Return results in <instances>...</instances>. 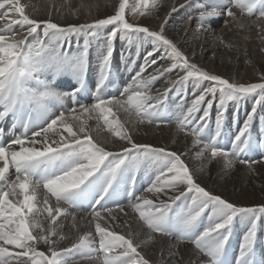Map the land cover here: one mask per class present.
I'll use <instances>...</instances> for the list:
<instances>
[{"label": "snow or ice", "instance_id": "snow-or-ice-1", "mask_svg": "<svg viewBox=\"0 0 264 264\" xmlns=\"http://www.w3.org/2000/svg\"><path fill=\"white\" fill-rule=\"evenodd\" d=\"M157 7V0L131 4L120 0L115 13L107 18L61 26L53 22L51 14L46 20L33 18L21 0H0V125L10 117L13 133L18 126L22 129L4 143L0 127V264H80L82 260L150 264L138 250L143 242L136 243L132 232L118 234L107 223L117 219L113 215L117 210L127 216L126 208L148 230L149 242L175 237L179 243L192 244L198 256L207 257L204 264H232L229 241L239 222L246 231L234 264H264V252L256 246L264 206H236L213 195L197 182L194 171L181 158L183 154L138 144L130 134L129 124H167L163 117L168 94L175 90L180 98L177 130L192 135L193 147L200 149L197 158L209 155L212 160L222 158L229 167L237 161L250 166L253 161L243 155L254 147H264L262 141L254 143L251 132L257 106L264 107V82H230L192 62L165 34L171 13L159 30L126 19V10L144 16ZM179 7L195 10L200 29L222 15L236 20L233 9L249 17L258 13L257 19H264V0H215L210 6L185 0ZM177 10L173 6L171 12ZM192 18L189 13L184 22ZM72 36L84 37L83 46L78 45L75 52L69 43ZM117 39L125 42L127 56L121 52V57L129 70L137 67L133 55L143 63L118 94L105 95ZM93 42L98 76L92 101L82 102L81 94L90 90L87 77ZM161 60L167 63L160 65ZM153 65L157 67L148 72ZM172 73L176 79L171 78ZM61 77L70 78L75 87L64 81L68 91H58L54 85ZM162 77L168 86L153 95L154 83ZM189 87L193 99L185 107ZM248 98H253L254 106L232 138L230 150L221 147L229 104L238 107ZM217 99L213 129L211 110ZM93 120L95 128L89 125ZM101 131L114 138L113 144L122 141L120 149H108V141L97 138ZM141 171L148 184L138 194L137 174ZM145 192L153 198L143 195ZM122 198L126 204L121 203ZM81 210L88 211L95 232L79 235L70 247L60 248V242L67 239L60 218H71L72 228L78 230L76 213ZM40 245L46 251L39 250Z\"/></svg>", "mask_w": 264, "mask_h": 264}, {"label": "bare ground", "instance_id": "bare-ground-1", "mask_svg": "<svg viewBox=\"0 0 264 264\" xmlns=\"http://www.w3.org/2000/svg\"><path fill=\"white\" fill-rule=\"evenodd\" d=\"M109 1L110 0H21V3L25 5L26 12L30 16L38 20H41L43 18L48 19L49 14H51L52 18L60 19L64 23L73 21L79 25L84 23H93L95 20H98L96 17L101 14L103 15L105 13H108L107 11ZM157 2L159 9L155 12L156 16L151 19H145V21H147V24L141 26L149 27L151 30H159L161 23L164 21L166 15H168L173 6H176L177 1L157 0ZM200 2H204V4L206 2V6H210L215 3V0H200ZM184 3L185 0H182L181 4ZM187 9H189L190 13H195V10L193 8ZM233 11L237 12V19L232 20L231 18H229L228 20H225V28L221 27L216 30L215 36H212L211 32H213V30L211 28L213 26V23H217L216 21L218 18H213L208 21L205 25V28L207 29H200L198 16H194L195 20H193L194 25L196 26V28L194 29H197L195 31L198 32H195L193 34L185 33L184 28H181V25L185 22L183 19L178 18L174 21V25L172 26L170 32H167V30L165 31L166 36L173 39L178 48H180V50L184 52L192 62L209 71L211 74L217 76H222V74H229L231 77H235V75H237V68L240 63L243 62V60H245L246 58L250 59L251 57H254L256 59L260 58L261 50L264 49V43L261 40V38H264V19L251 20L249 18H245L244 15L240 14L238 10L233 9ZM224 17L225 15L219 17L220 21L221 18L223 19ZM133 18H135V20L137 19L138 22L141 23V19L143 17L132 15L130 17V20H132ZM208 24H210L211 27H208ZM165 29H167V27ZM206 31H208L207 34H210H204V32ZM221 41L223 45L221 44ZM116 47L113 55V73L115 74L116 79L112 81V84L110 83L108 85L105 95L118 94V92L120 91L118 89H121L131 79V77L135 75V71L139 70V64L143 63L142 60L135 68V70H129L120 55L121 52L125 51L122 44H119ZM225 47L230 49L232 52L230 54L227 53V55L224 56L223 60L221 61L220 55L223 51V48ZM65 50H67V44L65 45ZM71 51L75 52L72 46ZM209 53H211V55L208 57L210 59H207L205 61ZM89 57L90 65L87 77L88 85L90 83L89 81L92 82L93 79L96 80L98 76V71H95V63H97L98 59L97 49L90 48ZM129 63H131V61ZM159 63L160 65H165L166 61L161 60ZM253 64L255 66H260L256 61ZM155 67L157 66L153 65L152 67H150L148 69V72H151ZM128 73L131 74L129 80L125 82L124 77ZM176 78L177 77L175 76L172 79ZM64 81H67L68 84L75 86L74 82L71 81L70 78L61 77L58 80L57 84L54 85V87H56L58 91H66L67 87L65 86ZM115 83L116 86L114 85ZM117 84H120V88H118ZM166 84L167 83L163 77L158 79L154 83L152 94L158 95L159 92H157V89L162 92L164 88L168 86ZM114 87H117L118 89L114 90ZM90 94V90L87 93L81 94V101L91 102L92 100L90 99ZM168 95H170V93ZM169 99L170 98L168 96V101ZM190 102L191 100L188 101V104H190ZM68 103H71L70 99ZM186 103L184 102V104ZM179 106L180 105L178 103H175V101L173 102V104L171 102H168V108L163 117V119L169 121L167 124L144 123L137 126L129 124L128 128L130 130V134L133 136L134 141L138 144H146L154 147L166 148L167 150L177 152L178 154H183L181 158L185 161L189 168L194 171L197 182L207 191H209L213 195L220 196L221 198L233 204L234 199L237 195H239L244 202L242 207H258L255 204L253 205V201L255 199L264 198V185H260L259 187H255L250 190H244L236 179H234L233 182H229L225 178L226 175L224 173L218 172V170H221L223 168L234 167L235 169H237L233 171V174L236 177L244 176V171H246V169L249 167L247 166V164H241L237 161L233 166L229 167L222 158L212 160L209 155H205L204 159L197 158L196 153L200 149L198 147H193L192 135H185L184 132H180L177 130L176 119L179 114ZM244 109L245 105L243 103H241L238 107L234 106L227 108L225 114V127L223 130V135L219 139V145L221 147L230 150L231 140L236 135L235 132L242 126L243 122L246 119V112L244 113ZM215 115L216 113L214 114L212 112L210 126L213 129L215 127ZM231 115H233L232 120ZM259 117H261V120L257 123ZM237 121L240 124L239 127L236 126ZM95 124L96 122L94 120L89 121V125L93 128H95ZM253 124H256V127L255 125H252L251 129L254 143L256 141L264 142V131L259 132L260 135H258L257 131H255L258 126L264 128V107H257V112ZM0 127H3L4 129V135L2 137L4 143L6 141L10 142L14 134L19 135L22 131V129L18 126L15 129V133H13L12 121L10 117L6 120L5 123H3V125H0ZM93 135L94 137L97 136L95 132L93 133ZM97 138L102 143L107 140L108 142L106 144V147L111 150H119L121 145L123 144L122 141H115V144H113L114 138H111L110 134L106 131H101ZM262 154L264 155V147H256L252 151L244 154L243 158L258 163L257 161H259L258 159L263 156ZM189 160L191 163L189 162ZM263 164L264 162L260 163L261 166L257 169L260 173H262V171L264 172V167L262 166ZM205 165L210 166L211 170H203V167ZM251 174H254V172H252ZM147 184V176L143 171L139 172L137 174V193L140 194V189L146 187ZM143 195L147 196L148 198H153L151 194L146 192L143 193ZM121 203L126 204V198H122ZM85 209H87V205L85 206ZM125 210L128 213L127 216L117 210L113 213V215H115L117 219L115 221L109 219L107 223L111 226L112 230L116 231L118 234H127L128 232H132L136 243L143 242L142 247L138 250L141 251V253L150 261V264H162V262L169 260L180 261V264H204V262L207 261V257L197 255V252L192 244L179 243L178 239L175 237H157L155 242H149L147 237L148 230L142 226V224L138 220V217H136V215L131 212V209L126 208ZM76 216L78 230L76 228H72L71 218H68L67 220H64L63 217L60 218L61 221H63L65 224V227L62 229V231L67 236V239L60 242V248L70 247L71 244L78 239L79 235H82L89 231H91L92 233L95 232L94 223H89L91 218L88 215V211L81 210L76 213ZM103 223L104 222H102V224ZM204 223L206 224L207 221L205 220ZM244 227L245 226L241 225L239 222L234 225L233 235L229 243L230 260L234 259L233 257L236 253V250L237 248H239V245L242 242V237L246 231ZM237 228H242V231L237 230ZM261 230L262 229L259 224L256 246L258 251L264 252V232H262ZM231 243H233L235 247H232ZM232 248H234L235 253H233ZM39 250L46 251V247L44 245H40ZM177 252L178 254H174ZM80 264H98V262L82 260L80 261Z\"/></svg>", "mask_w": 264, "mask_h": 264}, {"label": "rangeland", "instance_id": "rangeland-1", "mask_svg": "<svg viewBox=\"0 0 264 264\" xmlns=\"http://www.w3.org/2000/svg\"><path fill=\"white\" fill-rule=\"evenodd\" d=\"M177 2H176V8L178 9L176 12H171V10L169 11V13H171V18L169 19V21H168V23H167V25L165 26V28L167 27V32H170V30L172 29V26L174 25L173 23H174V21L175 20H177L178 18L179 19H183L184 21H186L187 20V15L190 13V11H189V9H187L188 7H186V8H180L179 7V4H181V1L182 0H176ZM119 2H120V0H110L109 1V5H108V13H105V14H101V15H99L98 17H96L97 19H102V18H107L108 16H111V15H113L114 13H115V10H116V8L118 7V5H119ZM135 2V0H129V3L131 4V3H134ZM150 2H151V0H150ZM202 4L203 5H205L206 6V2H205V4H204V2H202ZM159 8L157 7L156 9H154V10H150L149 12H148V14L147 15H144V16H139V17H143L141 20H142V22L141 23H139L138 22V20L136 19L135 20V18H133L132 20H130V17L132 16V14L130 13V12H128V10H126V19H128L129 20V22H132V23H134V24H137V25H144V24H147V21H145V19H147V18H153V17H155L156 15H155V12L158 10ZM169 13H168V15H169ZM192 14V19H191V21H189V22H187V23H183L182 25H181V28H184V31H185V33H188V34H193V33H195V32H198V31H195V30H197V29H194V28H196V26L194 25V21L193 20H195V18H194V16H197L196 15V12L195 13H191ZM168 15H166V17L168 16ZM244 15V17L245 18H249V19H251V20H256L257 19V15H258V13H256V14H254L253 16H251V17H249L248 15H246V14H243ZM136 16V15H135ZM49 18V17H48ZM36 19V18H35ZM51 19L53 20V22H56V23H58L59 25H61V26H64V25H71V24H76V25H78L77 23H75V22H67V23H64V22H62V20H60V19H56V18H52L51 17ZM229 19V17H227V16H225L223 19L221 18V21H220V18H218L217 19V23H213V26H212V30H213V32H211V34H212V36H215L216 35V30H218L219 28H221V27H224V26H226V24L224 25V22H225V20H228ZM41 20H46L45 18H43V19H41ZM180 23H182V22H180ZM263 23H264V21H263ZM17 27V29L19 28V26H16ZM169 28V29H168ZM225 28V27H224ZM205 29H207V28H205ZM105 31H107V29L105 30ZM208 33V31H206V32H204V34H207ZM166 34V33H165ZM210 34V33H209ZM209 34H207V35H209ZM257 35H260V34H257ZM31 39V38H30ZM173 40V39H172ZM261 40H262V42L264 43V38H261ZM173 42H174V40H173ZM247 42V41H246ZM245 42V43H246ZM69 43H70V45L73 47V49L75 50V51H77V46L79 45L80 47H82L83 46V43H84V37L83 36H81V37H79V38H77L76 36H72L71 38H70V41H69ZM119 44H122V46H123V49L125 50V42H123V41H120L119 39H117L116 41H115V44H114V47H116L117 45H119ZM221 44H222V41H221ZM223 45V44H222ZM149 46L150 45H148V46H146V47H148L149 48ZM90 48H93V49H97V47H96V43L95 42H93L92 43V45H91V47ZM116 49H117V47H116ZM125 52V51H124ZM132 52L133 53H135L136 52V49H135V47H133V49H132ZM232 51L230 50V49H228V48H223V51H222V53H221V55H220V60L222 61L223 60V58H224V56H226L227 55V53L228 54H230ZM125 54H126V56H127V52H125ZM121 55V54H120ZM211 55V53H209L208 55H207V57H206V59H205V61L207 60V59H210V58H208L209 56ZM140 56L142 57L143 56V49L141 50V52H140ZM195 58H198V57H195ZM222 58V59H221ZM132 59H136V65L138 66V64L142 61V58L141 59H137L136 58V56L135 55H133V57H132ZM89 60H90V57H89ZM258 62L259 63V65L260 66H255L253 63L254 62ZM130 62V61H129ZM98 63H99V61H98V59H97V63H95V71L97 70L98 71ZM167 63V62H166ZM262 64V65H261ZM140 65V64H139ZM130 74L131 73H128V74H126V76L124 77V80H125V82L126 81H128L129 80V77H130ZM236 74L237 75H235V77H231L229 74H222V76H220L221 78H224V79H228L230 82H235V83H238V84H249V83H260V82H264V80H262L261 79V77H264V51H262L261 50V55H260V58H258V59H256V58H254V57H251L250 59H248V58H246L245 60H243V62H241L240 63V65L238 66V68H237V72H236ZM176 75H175V73H172L171 74V78H174ZM116 79V76H115V74L112 72V77H111V84H112V81L113 80H115ZM97 80V79H96ZM96 80H94L93 79V81L91 82V81H89L90 83H89V85H88V87H89V89H90V92H91V94H90V99L92 100L93 99V95H92V90H93V88H94V84H95V82H96ZM123 83V82H122ZM205 83H207V82H205ZM125 84V83H124ZM115 86H116V83L114 84ZM118 85V84H117ZM167 85V84H166ZM73 87H75L74 85H73ZM118 88H120V84L118 85ZM117 87H114V90H116V89H118ZM118 90H120V89H118ZM66 91H68V88H66ZM191 91H192V89L189 87V89L187 90V93H186V99H184V102L186 103V104H184L185 105V107L188 105V101L189 100H192L193 99V95H192V93H191ZM169 96V103L171 102L172 104H173V102L175 101V103H177V101H178V99H180V98H178V97H176V95H175V90H173V92H170V95H168ZM172 99H174V100H172ZM207 99H211V97H208ZM241 103H243L244 105H245V111H244V113L246 112V116H247V114L251 111V109H252V107L254 106V100H253V98H248V99H246V100H244L243 102H241ZM217 104H218V99H217V101H214L213 102V108H212V110H211V114H212V112L215 114L216 113V107H217ZM231 105V106H230ZM235 105H233L232 103H230L229 104V106L228 107H234ZM180 107V106H179ZM258 107V106H257ZM243 113V114H244ZM245 116V117H246ZM233 119V115H231V120ZM261 120V117H259V119L257 120V123L259 122ZM239 122L237 121V123H236V126H238L239 127ZM253 125H255V127H256V124H253ZM238 131V130H237ZM237 131L235 132L236 134H237ZM255 131H257V133H258V135H260L259 134V132H261V131H264V128H261V127H257V129L255 130ZM6 142H8V141H6ZM5 142V143H6ZM256 147H254L253 149H255ZM263 155V154H262ZM259 161H257L258 163H255V162H253L250 166L247 164V166H249L247 169H246V171H244L245 172V174H244V176H238V177H236L234 174H233V171H235V170H237V169H235L234 167H231V168H223V169H221V170H218V172L219 173H224L226 176H225V178L227 179V181H234V179H236L237 180V182L238 183H240V185H241V187L244 189V190H250V189H252V188H255V187H259L260 185H264V182H263V179H264V172L262 171V173H260L257 169H258V167H260L261 165H260V163H263L264 162V155L263 156H261L259 159H258ZM189 162H190V160H189ZM260 162V163H259ZM191 163V162H190ZM212 166V165H211ZM263 167H264V164L262 165ZM204 169H206V171H208V170H211V168H210V166H204L203 167V170ZM264 170V169H263ZM252 172H254V174H251ZM258 175H259V177H258ZM232 176H234V177H232ZM262 177V178H261ZM248 182V183H247ZM254 203H253V205L255 204V205H257V206H264V198L263 199H255L254 201H253ZM243 204H244V202L242 201V199H241V197L239 196V195H237L236 196V198L234 199V205H236V206H243ZM264 218H262V220H261V222H260V226H261V231L262 232H264ZM242 228H237V230H241ZM244 229H246V227H244ZM242 231V230H241ZM233 239V238H232ZM236 240H237V237H236ZM229 243H230V241H229ZM231 246L232 247H235V245H233V243H231ZM233 249V253H235V251H234V248H232ZM238 251H239V248H237V250H236V253H235V255H234V259H229L230 261H232V264H234V262H235V257L238 255Z\"/></svg>", "mask_w": 264, "mask_h": 264}]
</instances>
